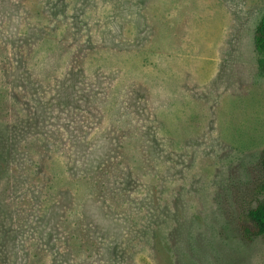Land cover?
<instances>
[{
    "label": "rangeland",
    "instance_id": "374dc122",
    "mask_svg": "<svg viewBox=\"0 0 264 264\" xmlns=\"http://www.w3.org/2000/svg\"><path fill=\"white\" fill-rule=\"evenodd\" d=\"M263 15L0 0V264H264Z\"/></svg>",
    "mask_w": 264,
    "mask_h": 264
},
{
    "label": "trees",
    "instance_id": "16d2710c",
    "mask_svg": "<svg viewBox=\"0 0 264 264\" xmlns=\"http://www.w3.org/2000/svg\"><path fill=\"white\" fill-rule=\"evenodd\" d=\"M253 43L255 50L262 56L258 60V66L264 73V15L255 25ZM260 165L263 173V180L259 186V190L263 194V198L247 211V217L251 226L239 225L240 233L246 240H251L253 237L264 236V150L261 153Z\"/></svg>",
    "mask_w": 264,
    "mask_h": 264
}]
</instances>
